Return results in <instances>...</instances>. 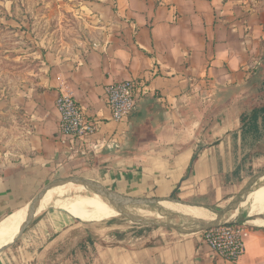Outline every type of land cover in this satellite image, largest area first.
<instances>
[{
    "label": "crops",
    "instance_id": "obj_1",
    "mask_svg": "<svg viewBox=\"0 0 264 264\" xmlns=\"http://www.w3.org/2000/svg\"><path fill=\"white\" fill-rule=\"evenodd\" d=\"M87 3L107 26L104 45L77 59L45 52L36 78L0 88V225L59 176L91 177L131 197L204 201L239 176L237 162L264 156L261 119L259 129L240 121L264 80V0ZM126 79L139 82L138 101L116 122L106 87ZM61 94L97 124L87 155L59 138ZM263 181L249 197L264 196ZM238 217L251 232L229 261L213 257L202 234L83 224L54 210L0 264H264V226ZM14 229L0 233V246Z\"/></svg>",
    "mask_w": 264,
    "mask_h": 264
},
{
    "label": "rangeland",
    "instance_id": "obj_2",
    "mask_svg": "<svg viewBox=\"0 0 264 264\" xmlns=\"http://www.w3.org/2000/svg\"><path fill=\"white\" fill-rule=\"evenodd\" d=\"M12 4H15L14 11H11ZM4 8L7 13L9 12L10 19L5 18ZM92 15L87 0H0V22L3 24H0V88L11 87L18 82L26 81V78H36L35 73L39 71V63L45 52H55L63 58L77 59L86 55L92 49L104 45L109 37V33H106L105 30L107 26L102 20L96 17L93 18ZM237 164L238 168L235 169L238 171L239 176L234 177L233 182L224 185L225 188L213 195V198L204 201L201 198H194L197 201H188L211 205L215 208L225 207L253 174L264 169V156L262 158L251 156L247 160L237 162ZM70 185L81 189L85 188L78 184ZM261 186H264V181L259 184V187ZM66 187L67 185L51 190L58 191V193L62 190L60 194L68 191L69 193L73 192L72 189ZM55 197L56 194H53V198ZM248 197L249 194L246 198ZM85 205L83 201L45 205L33 219L31 225L36 218H41L51 211L63 212L60 209H65L71 216L78 218L83 223L86 216ZM250 206V202L246 205H240L237 213L239 215L238 219L251 220L249 217ZM143 207L155 210L156 213L161 212L151 206ZM162 207L179 208L178 205L174 204H163L160 208L165 210ZM67 212L63 213L69 215ZM161 215L164 216L161 219L162 221H171L175 224H206L210 222L200 221L203 218L193 217L198 220L184 218L174 213L164 214L161 212ZM257 216L264 217V212ZM152 219H155V217ZM83 224L109 225L111 228L128 225L134 228L141 227L148 231L164 230L177 233L172 229L133 223L121 214L101 222H84ZM29 227L25 233L29 230ZM22 239L23 236L11 248L15 249L16 246H20Z\"/></svg>",
    "mask_w": 264,
    "mask_h": 264
},
{
    "label": "built area",
    "instance_id": "obj_3",
    "mask_svg": "<svg viewBox=\"0 0 264 264\" xmlns=\"http://www.w3.org/2000/svg\"><path fill=\"white\" fill-rule=\"evenodd\" d=\"M139 92L136 79L121 80L106 87L107 103L114 121L128 119L137 104ZM56 103L61 116L60 140L70 145L74 156L87 155L92 148L91 138L97 131V124L87 117L74 96L61 94ZM250 232L248 222H243L212 227L201 234L204 246L213 257L234 261L244 254Z\"/></svg>",
    "mask_w": 264,
    "mask_h": 264
},
{
    "label": "water",
    "instance_id": "obj_4",
    "mask_svg": "<svg viewBox=\"0 0 264 264\" xmlns=\"http://www.w3.org/2000/svg\"><path fill=\"white\" fill-rule=\"evenodd\" d=\"M262 179H264V169L253 174L240 189V191L231 198L228 204L223 208H215L214 206L201 204L196 202L185 201L174 196L167 198H138L131 197L124 194H121L115 190H112L105 186L99 180H96L91 177L82 176V175H73V176H59L47 184H45L41 190L32 198V200L27 204V218L22 224L17 236L12 240V242L0 248V256L10 249L18 240L24 235L27 228L31 225L33 219L39 212L41 202L47 192L51 189L57 188L59 186L67 185L70 183L82 185L87 188L89 191L96 193L106 199L108 203L121 215H123L128 220L133 223L150 225L155 227H162L167 229H172L180 234H201L205 230H208L212 227H217L223 224H239L238 221H231V215L234 211L238 210L241 203L246 199L247 192L249 187L252 185L258 184ZM162 201H172L175 203H180L184 205L196 206L199 208H204L216 215V218L206 224L202 223H191V224H175L171 221H162L161 219H152L139 216L132 211L131 208L139 206H151L157 208L162 212V209L159 207V203ZM63 212H66L64 209H60Z\"/></svg>",
    "mask_w": 264,
    "mask_h": 264
},
{
    "label": "bare ground",
    "instance_id": "obj_5",
    "mask_svg": "<svg viewBox=\"0 0 264 264\" xmlns=\"http://www.w3.org/2000/svg\"><path fill=\"white\" fill-rule=\"evenodd\" d=\"M66 188L72 189L73 192L69 193L68 191L64 194H60L62 190L60 191V193H58V191L49 190L41 202L39 211H41V209H43L45 205L50 206V205H55V204L69 203L73 201H83L84 204H86L84 207L85 213H86L84 222L95 223V222L104 221L109 218L120 216V213L117 212L108 203L106 199H104L100 195L93 193L91 191L87 192L88 191L87 188L81 189L73 185L67 186ZM63 190H67V189H63ZM53 194H56L55 198H53ZM249 202L251 203L250 210H249L250 212L249 217L251 218L250 222L257 226H264V217L257 216L264 212L263 211L264 210V198L263 197H248L241 203V205H246ZM168 203L178 205L179 208H177V210H166V209L162 210V213L164 214L165 213L166 214L175 213L184 218H192V219H195L193 217L203 218V219H200V221H212L216 218L215 214H213L209 210L204 209V208H199L196 206L183 205L179 203H173L170 201H162L159 203V207H161L163 204H168ZM130 211H132L133 213L139 216L145 217V218L155 217L156 219H162L164 217L163 215H161V212L156 213L155 210H151L150 208L143 207V206L131 208ZM27 212H28V209L26 207L24 210L20 211L17 215L13 216L7 222H4L0 225V233L9 227L16 228L14 229L15 231L9 237V239L4 240V244H2L0 248L12 242V240L17 236L22 224L25 222L27 218ZM237 213H238V210L232 213L231 218H230L231 221L236 217ZM195 220H198V219H195Z\"/></svg>",
    "mask_w": 264,
    "mask_h": 264
},
{
    "label": "trees",
    "instance_id": "obj_6",
    "mask_svg": "<svg viewBox=\"0 0 264 264\" xmlns=\"http://www.w3.org/2000/svg\"><path fill=\"white\" fill-rule=\"evenodd\" d=\"M14 9L15 4H12L11 11H14ZM4 11L6 12L5 8ZM5 18L10 19L9 12H6ZM0 24L3 25L2 22H0ZM259 119L262 121V129L264 133V80L261 86L257 88L256 93L243 102L240 113V121L243 127L250 126V128L254 127L259 129ZM260 151L264 152V144L260 146Z\"/></svg>",
    "mask_w": 264,
    "mask_h": 264
}]
</instances>
